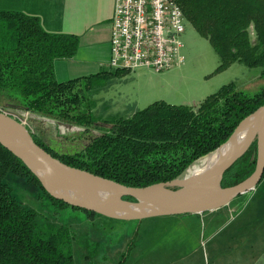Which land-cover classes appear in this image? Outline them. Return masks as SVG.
Segmentation results:
<instances>
[{
    "label": "trees",
    "instance_id": "16d2710c",
    "mask_svg": "<svg viewBox=\"0 0 264 264\" xmlns=\"http://www.w3.org/2000/svg\"><path fill=\"white\" fill-rule=\"evenodd\" d=\"M176 1L186 21L208 39L218 55L216 70L237 62L260 67V77L264 76V0ZM77 48L75 34L48 32L35 16L0 10L3 109L11 114L27 111L84 128L93 126L96 119L83 94L90 79L105 81L128 72L109 69L58 81L54 62L72 57ZM263 103L264 87L249 95L234 83L223 85L197 105L155 100L128 117L105 121L110 127L64 154L54 153L28 129L39 146L62 162L127 186L142 187L181 175L193 161L223 143L236 125ZM256 156L255 139L225 170L221 186L248 177L255 169ZM7 175L22 179V188L29 187L39 205L49 209L48 218L41 215V209L17 198L12 186L2 180ZM263 178L264 171L259 182ZM62 209L68 210L71 218L65 219ZM94 216L101 217L51 196L28 167L0 144V264H73L74 247L97 252L96 246L102 245L98 229L92 231L91 223L84 231L74 228Z\"/></svg>",
    "mask_w": 264,
    "mask_h": 264
},
{
    "label": "rangeland",
    "instance_id": "374dc122",
    "mask_svg": "<svg viewBox=\"0 0 264 264\" xmlns=\"http://www.w3.org/2000/svg\"><path fill=\"white\" fill-rule=\"evenodd\" d=\"M250 36L253 39L254 33ZM181 43L184 61L168 70L156 72L142 68L129 71L131 73L121 80L90 79L89 89L83 94L96 119L93 126L84 128L27 111L13 112L45 146L54 153L64 154L81 148L90 138L110 127L105 121L125 118L139 110L136 108L147 104L150 95L154 101L161 98L171 104H191L201 102L228 83H234L249 95L264 87L260 67L235 63L216 70L220 62L218 55L208 39L188 21ZM109 68L108 62L101 70ZM116 90L122 91L121 94ZM143 96L146 97L140 101ZM5 107L1 100L0 109L7 111L3 109ZM205 155L193 161L181 175L204 160ZM13 176H3L2 180L12 186L17 198L41 209V215L48 218L49 209L44 210L29 187L22 188V179ZM65 210H61L63 217L71 218ZM88 223H91L92 231L98 229L96 232L102 245L96 246L97 252L74 247L73 264H264V178L254 189L217 210L139 220L101 215L94 216L91 221L86 219L74 228L84 231L89 227ZM101 249L104 255L99 251ZM252 256L259 260L253 262Z\"/></svg>",
    "mask_w": 264,
    "mask_h": 264
},
{
    "label": "water",
    "instance_id": "95a60500",
    "mask_svg": "<svg viewBox=\"0 0 264 264\" xmlns=\"http://www.w3.org/2000/svg\"><path fill=\"white\" fill-rule=\"evenodd\" d=\"M255 139L257 156L253 172L234 185L222 187L225 170ZM0 144L28 167L51 196L72 206L119 220L203 213L227 206L259 183L264 171V103L204 156L205 167L200 172L142 187L127 186L62 162L34 141L19 117L1 109ZM123 196L135 200L127 201Z\"/></svg>",
    "mask_w": 264,
    "mask_h": 264
},
{
    "label": "built area",
    "instance_id": "2783aa9c",
    "mask_svg": "<svg viewBox=\"0 0 264 264\" xmlns=\"http://www.w3.org/2000/svg\"><path fill=\"white\" fill-rule=\"evenodd\" d=\"M186 19L176 0H115L111 17V69L159 72L180 65Z\"/></svg>",
    "mask_w": 264,
    "mask_h": 264
},
{
    "label": "crops",
    "instance_id": "0c3cea01",
    "mask_svg": "<svg viewBox=\"0 0 264 264\" xmlns=\"http://www.w3.org/2000/svg\"><path fill=\"white\" fill-rule=\"evenodd\" d=\"M114 2L115 0H0V10L35 16L48 32L70 33L78 36L76 53L70 58L54 62L56 79L65 81L110 69L101 70L103 65L108 64L110 58L109 39ZM251 34L253 31H250ZM235 63H232L230 67ZM116 78L121 80L125 76L112 77L111 81ZM115 92L121 94L122 91ZM145 97H140V101ZM159 99L161 98L155 100ZM153 101V96L150 95L147 104ZM184 103L197 105L200 102ZM147 104H143L140 108ZM251 260L255 262L259 259L252 256Z\"/></svg>",
    "mask_w": 264,
    "mask_h": 264
},
{
    "label": "bare ground",
    "instance_id": "6f19581e",
    "mask_svg": "<svg viewBox=\"0 0 264 264\" xmlns=\"http://www.w3.org/2000/svg\"><path fill=\"white\" fill-rule=\"evenodd\" d=\"M245 133V130L242 131V134ZM205 162L204 160H201L199 163H195L188 171V174H191V173H198L200 172L205 166H204ZM129 206V205H128Z\"/></svg>",
    "mask_w": 264,
    "mask_h": 264
}]
</instances>
